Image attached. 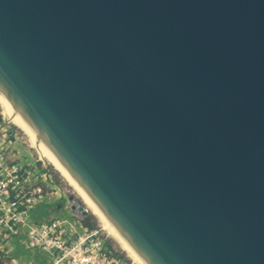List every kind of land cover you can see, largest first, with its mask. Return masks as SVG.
<instances>
[{"label": "water", "instance_id": "1", "mask_svg": "<svg viewBox=\"0 0 264 264\" xmlns=\"http://www.w3.org/2000/svg\"><path fill=\"white\" fill-rule=\"evenodd\" d=\"M0 94L145 264H264V0H0Z\"/></svg>", "mask_w": 264, "mask_h": 264}, {"label": "built area", "instance_id": "2", "mask_svg": "<svg viewBox=\"0 0 264 264\" xmlns=\"http://www.w3.org/2000/svg\"><path fill=\"white\" fill-rule=\"evenodd\" d=\"M12 131L0 118V264H32L26 257L34 252L45 256L46 264H127L114 256L98 229L81 225L87 215L80 219L71 210L72 195L58 186L43 161L21 164L11 150ZM43 200L56 204L54 211L63 210L80 230L69 219L43 216L31 222Z\"/></svg>", "mask_w": 264, "mask_h": 264}, {"label": "rangeland", "instance_id": "3", "mask_svg": "<svg viewBox=\"0 0 264 264\" xmlns=\"http://www.w3.org/2000/svg\"><path fill=\"white\" fill-rule=\"evenodd\" d=\"M0 118L3 119L2 113H1V107H0ZM13 128V142H11V150L13 151V154L19 161H21V164H29L33 165L38 161V158L44 162V167H46L48 170V173H50L52 178L55 179L56 183L62 190L65 192H68L69 194L72 195L75 201H77L81 207H83L85 210H87V218H88V223L92 224L95 226L96 229L100 232L101 236L105 239L106 242L110 243L114 251L116 253H120L121 256H123V259L126 261L127 264H134L128 257L127 255L120 249L118 244L102 229V226L96 216L86 207V205L83 203V201L74 193V191L68 186L66 181L60 176L59 173H57L50 165L46 163L45 160L41 159L36 152L34 151L33 148H31L27 142V137L24 136V134L15 126L11 125ZM36 165V164H35ZM43 168V164L39 163L38 168ZM38 173V171L36 170ZM63 201H67V199H64ZM67 203V202H66ZM68 204V203H67ZM56 207V204H52L51 202H48L46 200H43L41 203L36 205L35 212L33 213L31 217V222L37 221L43 216H49L53 218H61V219H69L71 222H73L78 230H80V225L75 222L74 219L68 218L67 215L63 212V210L60 211H54V208ZM53 210V211H52ZM34 256L38 255L39 258L41 257V254L38 252L33 253Z\"/></svg>", "mask_w": 264, "mask_h": 264}, {"label": "bare ground", "instance_id": "4", "mask_svg": "<svg viewBox=\"0 0 264 264\" xmlns=\"http://www.w3.org/2000/svg\"><path fill=\"white\" fill-rule=\"evenodd\" d=\"M0 107L3 118L11 125L18 128L24 136L27 137V142L31 148L34 149L36 154L46 161L60 176L66 181L68 186L76 193V195L83 201L86 207L96 216L100 222L102 229L106 232L120 247V249L127 255V257L134 264H145L135 252L126 244L122 237L117 233L112 224L105 218V216L97 209V207L90 201V199L83 193L77 186L68 173L62 168L57 160L51 155L50 152L43 153V145L39 142L33 132L24 123V121L17 115V113L10 111L8 103L2 98L0 94Z\"/></svg>", "mask_w": 264, "mask_h": 264}, {"label": "crops", "instance_id": "5", "mask_svg": "<svg viewBox=\"0 0 264 264\" xmlns=\"http://www.w3.org/2000/svg\"><path fill=\"white\" fill-rule=\"evenodd\" d=\"M26 258H31L29 261L32 263V264H46L47 260H46V257L45 256H42L39 258L38 255L34 256L33 255H30L29 257H26Z\"/></svg>", "mask_w": 264, "mask_h": 264}, {"label": "trees", "instance_id": "6", "mask_svg": "<svg viewBox=\"0 0 264 264\" xmlns=\"http://www.w3.org/2000/svg\"><path fill=\"white\" fill-rule=\"evenodd\" d=\"M81 225L85 228H88L90 230H93V229H96L94 225L88 223V218L85 217L82 221H81ZM108 245H109V248L112 246L110 243L106 242ZM115 257H119V258H122V256H120L119 253H115L114 254Z\"/></svg>", "mask_w": 264, "mask_h": 264}]
</instances>
